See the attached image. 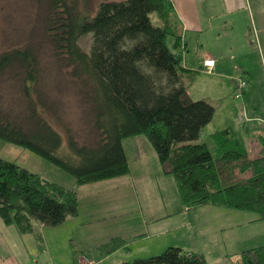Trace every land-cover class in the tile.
I'll use <instances>...</instances> for the list:
<instances>
[{
	"label": "trees",
	"instance_id": "trees-1",
	"mask_svg": "<svg viewBox=\"0 0 264 264\" xmlns=\"http://www.w3.org/2000/svg\"><path fill=\"white\" fill-rule=\"evenodd\" d=\"M46 2L45 35L73 76L90 84L98 141L81 145L67 139L39 114L31 90L38 82L33 51H15L0 59V73L24 69L23 83L32 114L20 121L0 110V140L40 157L73 176L76 186L97 184L130 174L123 141L145 136L164 175L173 177L184 212L206 206L254 213L264 221V142L252 158L232 130L212 136V147L198 143L216 108L194 101L188 85L198 72L188 70L175 52L176 33L169 0H101L94 11L77 0ZM169 3V4H168ZM157 13L159 25L150 15ZM91 37L89 51L80 40ZM175 40L174 50L168 37ZM77 189L46 182L36 173L0 158V217L21 234L36 224L56 228L78 217ZM39 244L42 237L38 235ZM126 244L113 238L102 246L112 254ZM242 264H264V246L241 253ZM123 264H208L202 254L170 247L160 255Z\"/></svg>",
	"mask_w": 264,
	"mask_h": 264
},
{
	"label": "crops",
	"instance_id": "crops-1",
	"mask_svg": "<svg viewBox=\"0 0 264 264\" xmlns=\"http://www.w3.org/2000/svg\"><path fill=\"white\" fill-rule=\"evenodd\" d=\"M169 2L172 4L176 33L181 37L183 46L175 52L183 56L186 69L198 72L192 79L190 78L189 95L194 82L203 72L213 77L210 84H216L218 88L220 95L216 102L221 103V107L224 106L223 101L229 98L227 104L225 103V115L220 116L216 109L213 121L203 129L198 143L209 144L213 135L224 130H232L250 156L253 154L257 157L264 142V0H169ZM242 32L241 37L239 34ZM174 44L175 40L173 48ZM240 58L245 59V63H241ZM207 60L215 61L211 73L207 72L204 66ZM238 79L248 81L247 91L238 96L241 98L240 102L236 101L239 98L236 100L231 98ZM223 95L227 97L223 98ZM190 97L196 100L191 95ZM209 128L211 132L209 141L206 142L204 132ZM209 146L212 147V143ZM123 147L131 170L129 175L81 187L76 186V180L70 186L56 183L63 187L67 186L68 188L65 187L67 189H77L78 217L69 219L56 228L36 224L35 232L30 234H21L15 226H7L0 217V264H104L122 250L128 251L130 239L140 238V241H145L156 235L157 238L153 242L154 250L157 248L164 250L166 245L168 248H180L189 253L202 254L208 264H211L210 260L215 256L222 264H229L232 256L241 259V253L250 250L243 249L247 244L236 246L229 236L230 233L237 232V228L247 226L242 222L248 224L259 222L258 216L251 214L252 218L241 221L246 214L213 206L186 213L180 197L179 202L168 205L163 199V193H172L174 188L178 193V189L173 177L171 178L174 184L172 183V188L169 187V177L164 175L157 154L147 138L137 136L126 139L123 141ZM139 191L148 193L156 199V202L146 209L148 218L143 213ZM159 197L162 199L161 203ZM136 208L143 214L139 224L129 219ZM198 211L202 219L199 226L203 228V233H197L202 236L201 245L191 217ZM184 217L186 222L180 224V227L182 226L180 230L186 228L187 232L184 233L186 237L178 236L182 237L180 244L168 245L163 241L164 237L161 238L166 234L163 223ZM88 225L94 227L88 228L86 232ZM66 230L70 235L77 233L83 243V250L94 253V257L84 253L83 258L65 259V253L61 255L63 247L57 245L56 238L61 234L67 236ZM211 233L214 237H209ZM38 235L42 237L41 244L37 240ZM87 237L93 244L91 249L87 245L84 246ZM116 237L126 240V244L115 253L106 254L102 246ZM87 255L90 259L86 258ZM60 259L66 260V263H59Z\"/></svg>",
	"mask_w": 264,
	"mask_h": 264
},
{
	"label": "rangeland",
	"instance_id": "rangeland-1",
	"mask_svg": "<svg viewBox=\"0 0 264 264\" xmlns=\"http://www.w3.org/2000/svg\"><path fill=\"white\" fill-rule=\"evenodd\" d=\"M77 1L80 9L94 11L101 0ZM45 3L44 0H0V59L5 54H12L15 51H25L30 48L35 55L38 70V82L33 86L31 95L33 100L38 104L39 114L42 116L45 115L44 117L48 120L51 126L55 130H58L65 139L72 136L81 145H95L98 141V133L94 125L95 113L91 96V85H85L82 80L73 76V68L68 66L67 61L64 58L59 57L56 54L54 47L46 38L44 27L46 17ZM150 17L154 24L159 25L160 16L157 13L151 14ZM242 35L243 32L239 34L241 37ZM173 42V38L169 36L167 45L172 51L174 50ZM80 45L84 51H89L91 37L87 36L82 38L80 40ZM240 61L241 63H245V59L240 58ZM24 75V69L18 65L7 68L4 72L0 73V110L20 121L25 120L30 114H32V109L29 106L32 99L28 98L25 92V84L23 83ZM212 79V76L202 72L191 87L190 95L193 99H196L195 101L208 99L207 101L218 109V114L224 116V108L227 104V99L229 98H226L225 101H223V107H221V103L216 102V99L220 94H218L219 91L218 88H216V84H210L212 83ZM238 82H240V79H238ZM237 86L238 84L235 85V91L231 98L233 100L239 98L236 101L240 102L241 98L236 96L239 90ZM246 91L247 89L245 92ZM222 97L224 98L227 96L223 95ZM210 132V128L206 129L204 132V140L206 142L209 141L208 137ZM209 144L211 145L210 141ZM251 157L255 158L256 156L251 154ZM0 158L14 162L32 173L39 174L43 180H47L48 182L67 186H70L75 182L73 176L55 167L49 162L27 150L7 144L1 140ZM168 180V185L172 188L174 180L171 177H169ZM138 193L140 204L144 210L143 213L146 218H148L146 209L152 206L156 202V199H153L148 193L146 194L142 191H139ZM163 199L168 205L172 204V202H179V196L176 189L174 188L172 193L164 192ZM158 200L160 203L162 202L161 197H159ZM228 211H230V209ZM231 212L246 214L241 218V221L252 218V215L258 216L254 213L238 210H231ZM172 213L174 212L172 211ZM191 217L196 235L198 232L203 233V228L199 226L202 221L199 211L193 213ZM141 218L143 219V214L141 212L139 213L136 208L134 213L130 215L129 219L135 220V222L138 223ZM119 222H121V219ZM185 222L186 218L184 217V219L175 218L172 221L163 223V228H166V234L161 236V238L164 237L163 241H166L168 245H170L169 243L180 244V238L182 239V237H186L184 233L187 232L186 228L180 230L182 228V226L180 227V224ZM242 223H245L247 226L243 225V227L237 228V232L230 233L231 235L229 236L236 246L247 244L243 249L256 248L260 245L264 246V221L249 224L248 222ZM90 227L91 225L86 227V232ZM93 227L94 226L91 228ZM174 227L179 228L174 230ZM66 232L67 236L64 234H56L58 236L56 238V243L57 245H60L61 248L63 247L61 255L62 253H65V259L69 257H71V259L76 257L83 258V256H85L84 253L90 254L94 257V253L91 254L83 250V243L80 241L81 238L77 233H74L73 236L70 235L67 230ZM210 236L214 237L212 233L209 237ZM197 237L201 245L202 236L198 234ZM156 238L157 235L145 241H140V238L130 239L127 245L130 253L122 250L118 255L113 257L111 261L105 262L104 264L131 263L136 259H147L160 255L166 248H168V246L166 245L165 248H163L164 250H159L160 248L154 250L153 242H155ZM85 245L91 249L90 247L93 244L90 243L89 237L85 239L84 246ZM86 258L90 259L88 255ZM230 259L231 261L229 264H242L240 258L237 259V257L232 256ZM65 261L60 259L59 263H66ZM210 261L211 264H222L216 256Z\"/></svg>",
	"mask_w": 264,
	"mask_h": 264
},
{
	"label": "built area",
	"instance_id": "built-area-1",
	"mask_svg": "<svg viewBox=\"0 0 264 264\" xmlns=\"http://www.w3.org/2000/svg\"><path fill=\"white\" fill-rule=\"evenodd\" d=\"M204 66L206 67L207 69V72L211 73L212 72V69L214 68L215 66V61L214 60H207L205 61L204 63ZM238 92L236 94V96H242V94L245 92V90L247 89L248 87V81L247 80H240V82H238Z\"/></svg>",
	"mask_w": 264,
	"mask_h": 264
}]
</instances>
